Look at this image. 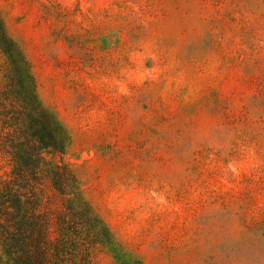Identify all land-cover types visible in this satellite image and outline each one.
Instances as JSON below:
<instances>
[{
	"label": "rangeland",
	"instance_id": "1",
	"mask_svg": "<svg viewBox=\"0 0 264 264\" xmlns=\"http://www.w3.org/2000/svg\"><path fill=\"white\" fill-rule=\"evenodd\" d=\"M0 14L68 137L56 159L127 264H264V0H0Z\"/></svg>",
	"mask_w": 264,
	"mask_h": 264
},
{
	"label": "trees",
	"instance_id": "2",
	"mask_svg": "<svg viewBox=\"0 0 264 264\" xmlns=\"http://www.w3.org/2000/svg\"><path fill=\"white\" fill-rule=\"evenodd\" d=\"M67 138L42 108L30 64L0 14V156L10 165L0 180V264H94L98 250L127 264L75 172L55 157Z\"/></svg>",
	"mask_w": 264,
	"mask_h": 264
}]
</instances>
